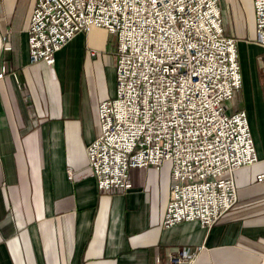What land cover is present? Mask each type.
<instances>
[{
    "label": "crops",
    "instance_id": "1",
    "mask_svg": "<svg viewBox=\"0 0 264 264\" xmlns=\"http://www.w3.org/2000/svg\"><path fill=\"white\" fill-rule=\"evenodd\" d=\"M35 2L0 0V67L15 73L0 79V264H154L197 244L193 264H264V182L255 181L264 171V48L253 1L218 6L243 79L227 109L246 110L258 160L234 171L237 201L209 229L197 220L162 225L169 162L132 168L131 189L98 188L86 147L100 133L97 105L115 94L116 34L93 26L57 50L53 65L32 63Z\"/></svg>",
    "mask_w": 264,
    "mask_h": 264
},
{
    "label": "built area",
    "instance_id": "2",
    "mask_svg": "<svg viewBox=\"0 0 264 264\" xmlns=\"http://www.w3.org/2000/svg\"><path fill=\"white\" fill-rule=\"evenodd\" d=\"M252 1L264 48V0ZM31 13L32 63L53 65L57 50L93 26L116 34L115 94L97 105L100 133L86 147L98 188L131 189L132 168L169 162L162 225L218 223L237 201L234 171L258 160L246 110L227 109L243 79L218 0H36ZM12 73L0 67V79ZM255 181L264 182V171ZM203 248L182 245L154 264H193Z\"/></svg>",
    "mask_w": 264,
    "mask_h": 264
},
{
    "label": "rangeland",
    "instance_id": "3",
    "mask_svg": "<svg viewBox=\"0 0 264 264\" xmlns=\"http://www.w3.org/2000/svg\"><path fill=\"white\" fill-rule=\"evenodd\" d=\"M234 100H235V101H237V100H238V98H236V97H235V98H234ZM231 101H232V99H231ZM231 101H230L229 103H231ZM238 101H239V100H238Z\"/></svg>",
    "mask_w": 264,
    "mask_h": 264
}]
</instances>
